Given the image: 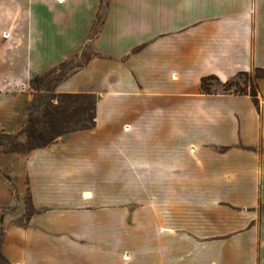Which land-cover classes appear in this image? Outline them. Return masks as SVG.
Wrapping results in <instances>:
<instances>
[{
	"label": "crops",
	"instance_id": "0c3cea01",
	"mask_svg": "<svg viewBox=\"0 0 264 264\" xmlns=\"http://www.w3.org/2000/svg\"><path fill=\"white\" fill-rule=\"evenodd\" d=\"M6 2L17 6L0 12V132L22 128L30 79L86 45L94 54L55 91L97 97L93 128L0 151L6 264L90 262L79 246L105 243L107 206H134L144 181L147 264H264V76L255 98L200 86L264 70V0ZM33 29L41 64L16 71Z\"/></svg>",
	"mask_w": 264,
	"mask_h": 264
},
{
	"label": "trees",
	"instance_id": "16d2710c",
	"mask_svg": "<svg viewBox=\"0 0 264 264\" xmlns=\"http://www.w3.org/2000/svg\"><path fill=\"white\" fill-rule=\"evenodd\" d=\"M89 56L81 64H77L69 71L63 69L66 61L60 62L57 66L34 75L29 82L33 91L31 100L28 103V112L22 128L14 133L0 132V151L8 152H28L31 149L44 147L56 141L58 138L78 130H87L95 126L96 123V102L97 97L92 93L83 92H56V85L66 79L73 72L83 67ZM258 76H264V70L256 69ZM51 76H53L50 80ZM216 76L210 75L201 78L200 86L203 92L209 93L210 89L206 82ZM47 83L44 88V84ZM221 83V82H220ZM223 86L230 84V80L223 82ZM226 92H231L227 88ZM247 93V92H234ZM48 94V95H46ZM249 94L255 98L257 91L253 84ZM24 134V138L20 135ZM8 181L10 178L6 174L0 173ZM12 190L14 189L11 185ZM35 211L29 197H26L25 221ZM3 230L0 227V243ZM0 259L7 263L0 251Z\"/></svg>",
	"mask_w": 264,
	"mask_h": 264
},
{
	"label": "rangeland",
	"instance_id": "374dc122",
	"mask_svg": "<svg viewBox=\"0 0 264 264\" xmlns=\"http://www.w3.org/2000/svg\"><path fill=\"white\" fill-rule=\"evenodd\" d=\"M17 6V5H16ZM15 4H12L11 2H6V0H0V12L4 10H9L10 8H15ZM102 19V14H99L95 21L94 26V32L97 31L98 25ZM8 26V21L4 20L3 15L0 14V50L3 47V37L1 35V31L5 29ZM36 35L35 29H33V36L27 37L26 42H24L23 45L20 46V51L16 50L17 52L13 53L14 55H17L18 52H20L18 58L13 57L14 66L16 67V71L23 70L24 66L26 67L27 64L29 65V62L31 61V64L35 67H38L39 64H41L40 56L41 53V46H38V44L35 42L38 38L34 36ZM47 41L44 42L43 48L46 51H50V48L52 49V45L50 43V38H45ZM32 40V42H30ZM29 42V44H28ZM32 44V45H30ZM37 48V49H36ZM27 49H30L28 52ZM36 49V50H35ZM27 53L31 54V58L26 57ZM94 52L86 45V47L80 52V54L72 57L67 58L65 67L66 71H69L71 68L75 67L77 64H81L86 56L91 57ZM45 55V54H44ZM9 60V58H7ZM6 64V67L9 64V62H2ZM3 64V66H5ZM12 64V62H11ZM58 65V64H57ZM56 65V66H57ZM258 75V72L253 70L251 72H240L236 74L231 80L230 84L223 86L222 83L214 80V79H208L206 82L207 87L210 89V91H216V90H222L224 91L225 88L230 90L231 92H249L252 85L254 78ZM53 76H51L50 80ZM48 82L44 84V88L46 87ZM31 89V88H30ZM32 95L33 91L31 89ZM48 95V94H46ZM24 134L20 135V138H24ZM110 176H106L102 178V182L104 183L108 181ZM87 184L90 185V188L92 191L95 189V181L94 179L87 180ZM145 181L143 184L139 186V189L141 191V196L138 198V202H134L131 206V203L128 205L124 204L123 211H111L114 210V205L107 206L106 211V220L109 223L108 227L106 229V242L104 241L99 245L94 242L89 243V245H83L79 246L81 247V252L85 258V256L90 258V262H86L85 264H147L146 260V227L143 226L146 225V210L144 207H140L141 203L144 204L147 197V191L141 190L144 189ZM118 187V184H117ZM120 187V186H119ZM141 187V188H140ZM138 205V207H136ZM139 208L140 211H134ZM111 209V210H110ZM138 220V221H137ZM136 221L138 222V229H134L136 225ZM156 223H151V232L153 236L159 231L154 230V226ZM119 227H122L121 232ZM161 227V226H160ZM159 228V227H158ZM160 229V228H159ZM137 230V232H136ZM162 231V230H161ZM162 236V234H161ZM81 243H85V240L81 241ZM135 248V250H134ZM136 248H141V251H137ZM144 250V251H143ZM135 251V252H133ZM0 264H5L3 260L0 259ZM73 264H84L81 260L75 261Z\"/></svg>",
	"mask_w": 264,
	"mask_h": 264
}]
</instances>
